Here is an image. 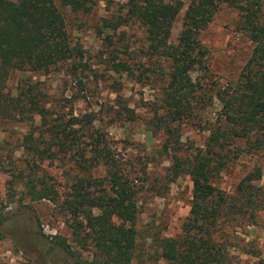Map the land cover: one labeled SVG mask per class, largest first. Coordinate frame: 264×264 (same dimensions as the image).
<instances>
[{
    "label": "trees",
    "instance_id": "16d2710c",
    "mask_svg": "<svg viewBox=\"0 0 264 264\" xmlns=\"http://www.w3.org/2000/svg\"><path fill=\"white\" fill-rule=\"evenodd\" d=\"M95 3L0 0V119L26 127L19 147L27 157L11 173L9 187L12 195L20 185L31 200L58 203L67 214L71 240L81 249L90 244L93 256L81 258L66 238L57 235L50 241L42 234L35 236L38 245L72 253L77 264H132L143 255L136 227L137 191L106 136L91 127L93 117H63L48 105L47 94L32 79L21 78L13 97L5 91L12 72L44 75L65 67L77 76L86 65L81 48L70 40L60 6L86 13ZM220 4L238 9L239 30L253 47L237 80L212 86L198 35ZM125 8L126 17L144 27L147 54L166 62L159 119L163 118L171 146L165 145L164 151H172L173 175L185 172L192 183L190 208L180 233L155 234L146 259L170 264H230V244L222 239V226L239 220L252 225L256 212L264 209V194L258 184L262 176L259 161L264 160V16L260 6L254 0H189L175 42L170 38L180 11L178 4L127 0ZM107 22L105 28L115 26ZM112 66L115 72L130 71L125 61H115ZM182 123L207 131L202 146L189 155L179 143ZM244 154L256 160L228 193L215 179ZM45 160L71 161L77 168L60 200L54 183L39 171ZM100 171L104 174L96 176ZM7 232L16 239L14 229Z\"/></svg>",
    "mask_w": 264,
    "mask_h": 264
},
{
    "label": "rangeland",
    "instance_id": "374dc122",
    "mask_svg": "<svg viewBox=\"0 0 264 264\" xmlns=\"http://www.w3.org/2000/svg\"><path fill=\"white\" fill-rule=\"evenodd\" d=\"M167 1L180 6L171 30L170 39L175 42L189 0ZM254 1L264 16V0ZM126 2L96 0L86 13L60 6L71 42L82 50L85 68L75 77L65 67L44 75L12 72L5 91L13 97L21 78L32 79L47 94L48 105L63 117L74 115L82 120L87 115L93 117L91 127L106 136L137 191L136 227L143 255L132 264H170L163 259L148 260L145 253L152 249L155 234L177 236L180 233L190 208L192 183L185 172L173 175L172 151H164L165 145L171 146L163 118L159 119L163 113L161 97L166 62L147 54L144 27L126 17ZM239 18L238 9L220 4L212 20L199 32L200 44L206 51V77L211 78L212 86L237 80L251 53L253 44L239 30ZM107 21L115 26L105 28ZM119 60L128 63L130 71L115 72L112 63ZM213 106L218 109L216 101ZM25 130L23 124L0 119V264H77L72 253L38 245L35 236L41 234L49 241L56 235L66 238L74 252L90 259L93 247L89 244L81 249L71 240L67 214L58 203L48 199L31 200L23 194L20 185H16L12 195L11 173L27 157L19 147ZM206 135L207 131L197 125L179 126V143L186 149V155L201 147ZM255 160L244 154L232 161L216 177V185L231 193ZM259 162L262 176L258 184L264 194V160ZM39 168L54 183L60 200L77 168L71 161L59 160H45ZM103 174L100 171L96 176ZM222 227V239L230 244V264H260L264 260V209L256 212L252 225L239 220ZM10 229L17 232L16 239L8 234ZM17 241L22 247L17 246Z\"/></svg>",
    "mask_w": 264,
    "mask_h": 264
}]
</instances>
